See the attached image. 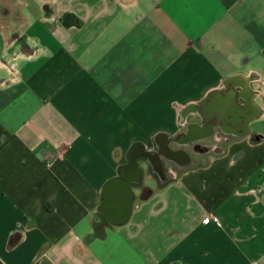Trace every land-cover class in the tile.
Segmentation results:
<instances>
[{
  "label": "crops",
  "instance_id": "obj_1",
  "mask_svg": "<svg viewBox=\"0 0 264 264\" xmlns=\"http://www.w3.org/2000/svg\"><path fill=\"white\" fill-rule=\"evenodd\" d=\"M1 2L0 264H264V0Z\"/></svg>",
  "mask_w": 264,
  "mask_h": 264
},
{
  "label": "rangeland",
  "instance_id": "obj_2",
  "mask_svg": "<svg viewBox=\"0 0 264 264\" xmlns=\"http://www.w3.org/2000/svg\"><path fill=\"white\" fill-rule=\"evenodd\" d=\"M8 5H4L0 0V22H3L5 25L10 24L12 21L10 19L11 9ZM211 144V143H209Z\"/></svg>",
  "mask_w": 264,
  "mask_h": 264
},
{
  "label": "trees",
  "instance_id": "obj_3",
  "mask_svg": "<svg viewBox=\"0 0 264 264\" xmlns=\"http://www.w3.org/2000/svg\"><path fill=\"white\" fill-rule=\"evenodd\" d=\"M62 23L65 26H70V25H77L78 21L74 18V15L71 13H64L62 16Z\"/></svg>",
  "mask_w": 264,
  "mask_h": 264
},
{
  "label": "built area",
  "instance_id": "obj_4",
  "mask_svg": "<svg viewBox=\"0 0 264 264\" xmlns=\"http://www.w3.org/2000/svg\"><path fill=\"white\" fill-rule=\"evenodd\" d=\"M212 219L216 224H220L219 219L216 216H211V217H205L203 219L204 222H208V220Z\"/></svg>",
  "mask_w": 264,
  "mask_h": 264
}]
</instances>
